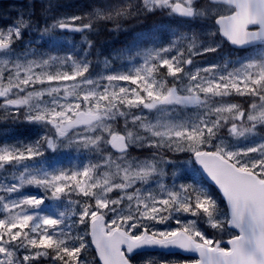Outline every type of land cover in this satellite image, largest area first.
<instances>
[{"label": "snow or ice", "instance_id": "obj_1", "mask_svg": "<svg viewBox=\"0 0 264 264\" xmlns=\"http://www.w3.org/2000/svg\"><path fill=\"white\" fill-rule=\"evenodd\" d=\"M57 7L0 24V116L34 129L0 142V264H264V0Z\"/></svg>", "mask_w": 264, "mask_h": 264}, {"label": "rangeland", "instance_id": "obj_2", "mask_svg": "<svg viewBox=\"0 0 264 264\" xmlns=\"http://www.w3.org/2000/svg\"><path fill=\"white\" fill-rule=\"evenodd\" d=\"M64 13H67L69 15H71V14H77V15L81 14V13H69V12H64ZM145 23H148L147 26L149 28L152 27L154 24H162L165 29L178 28V29L181 30V25L180 24H178V23H170V20L167 17H154L151 20L146 21ZM144 30H146V29H144ZM169 35H170V33H169ZM73 39L78 41L79 37L75 36V37H73ZM95 53H96V50H95ZM104 57L105 56L101 55L100 59L102 60ZM92 58H93V60H95V58H96L94 52H92ZM102 67H103L102 64H100V63L96 64V70L97 71L101 70ZM232 102L240 103V102H237V101H234V100H232ZM0 117H2V116H0ZM33 132H34V129L31 128V126H29V127L24 129V127L12 125L9 122H1L0 123V142H4L6 138L12 137V136H18L20 139H26L29 136H31ZM8 142H12V141L9 140ZM194 167L197 168L196 165ZM191 168H192V166L189 165L188 166V170H189L190 174H191ZM199 175L200 174L197 173V178H199ZM152 257H155L157 260L166 259L168 261H171L172 264H176V261H183L186 258V257L184 258L183 256H180L179 254H177V255H166V254L162 255V253H149L148 252V253H143V254L139 255L137 257V261H147L148 259H150Z\"/></svg>", "mask_w": 264, "mask_h": 264}, {"label": "trees", "instance_id": "obj_3", "mask_svg": "<svg viewBox=\"0 0 264 264\" xmlns=\"http://www.w3.org/2000/svg\"><path fill=\"white\" fill-rule=\"evenodd\" d=\"M111 27V25H109ZM116 37V43L114 41V38ZM123 32L120 33H113L108 31V28L101 27L98 33L92 35V39L95 43V48L93 49V52L95 54V50H99L100 54L102 56L110 57V53L113 49H119L122 46H124L127 41V36L125 38V42L123 40ZM111 40L114 44H111ZM127 41V42H126ZM109 42L110 44H107Z\"/></svg>", "mask_w": 264, "mask_h": 264}, {"label": "flooded vegetation", "instance_id": "obj_4", "mask_svg": "<svg viewBox=\"0 0 264 264\" xmlns=\"http://www.w3.org/2000/svg\"><path fill=\"white\" fill-rule=\"evenodd\" d=\"M30 2L34 5L35 13H38V12H42L43 11V8H44L45 4L47 3V0H21V1L0 0V13H3L5 11H7L6 5H8L10 7H13V6L21 7L22 6L25 10H27ZM79 2L81 3L82 0H79ZM92 4H96V3H91L90 5H92ZM85 6L86 5L81 6L80 8H76V7H79V6L71 5V6H69L67 8V10H63L62 8L57 7L54 11H68V12H72V13H76V12H80L81 13L82 11H90V10H92L91 8L85 7Z\"/></svg>", "mask_w": 264, "mask_h": 264}, {"label": "water", "instance_id": "obj_5", "mask_svg": "<svg viewBox=\"0 0 264 264\" xmlns=\"http://www.w3.org/2000/svg\"><path fill=\"white\" fill-rule=\"evenodd\" d=\"M188 255V254H187Z\"/></svg>", "mask_w": 264, "mask_h": 264}]
</instances>
